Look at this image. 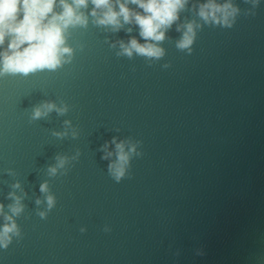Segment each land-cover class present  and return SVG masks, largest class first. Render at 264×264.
I'll return each instance as SVG.
<instances>
[{
    "label": "water",
    "instance_id": "95a60500",
    "mask_svg": "<svg viewBox=\"0 0 264 264\" xmlns=\"http://www.w3.org/2000/svg\"><path fill=\"white\" fill-rule=\"evenodd\" d=\"M206 2L148 41L157 58L125 54L139 26L95 23L89 0L56 69L0 76V264H264V0H215L227 24ZM45 103L67 111L32 119Z\"/></svg>",
    "mask_w": 264,
    "mask_h": 264
},
{
    "label": "clouds",
    "instance_id": "9594fccd",
    "mask_svg": "<svg viewBox=\"0 0 264 264\" xmlns=\"http://www.w3.org/2000/svg\"><path fill=\"white\" fill-rule=\"evenodd\" d=\"M94 6L91 15L96 17L95 23L100 25H111L113 30L118 31L124 24L135 23L140 28V36L145 44H140L132 38L128 46L121 42L123 52L129 56L132 51L147 56L157 57L163 55L161 48L148 41H162L164 30H167L178 20L179 12L184 9L188 0H90ZM89 0H59L61 11H55L57 0H0V46L8 39L7 48L0 52V76L4 74H23L27 76L42 69H56L61 64V58L70 49L64 47L65 32L71 27L86 26L87 16L80 11L88 7ZM129 4L136 5L141 11L128 7ZM118 6V10L116 9ZM231 9V12H229ZM100 10L101 14L97 16ZM236 9L230 3L217 4L215 0H207L199 5L198 15L205 21L211 20L219 23L217 13L223 14V22L228 23V17L235 13ZM22 15V18H20ZM122 18V22H121ZM198 26V25H197ZM186 32L178 47L187 48L193 41L195 32L193 23L185 25ZM131 28L128 29L131 32ZM179 30V29H178ZM26 45V46H25ZM55 109L59 114L67 111V108H57L53 103H45L35 108L32 119L46 116ZM59 135V134H57ZM115 142V141H113ZM118 161L110 165V170L118 180L123 174V164L127 163L128 155L124 151V143H117ZM134 151V148H133ZM110 156L111 153H108ZM58 166L65 163L63 158H58ZM51 174H55L56 167L51 168ZM19 187V185H13ZM47 186L42 185L41 191H46ZM15 204L9 205L13 214H19L22 210L20 198L15 193H10ZM39 203V201H37ZM53 204V197H48V205ZM3 213V205H0V214ZM43 215V213H41ZM5 220L12 219L5 215ZM15 223L5 224L3 234L6 236L15 229Z\"/></svg>",
    "mask_w": 264,
    "mask_h": 264
}]
</instances>
